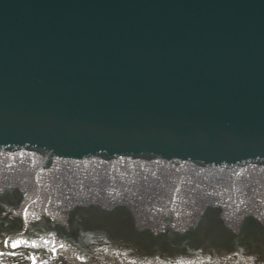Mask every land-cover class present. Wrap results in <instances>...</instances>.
<instances>
[{
    "label": "water",
    "instance_id": "95a60500",
    "mask_svg": "<svg viewBox=\"0 0 264 264\" xmlns=\"http://www.w3.org/2000/svg\"><path fill=\"white\" fill-rule=\"evenodd\" d=\"M0 260L264 264V0H0Z\"/></svg>",
    "mask_w": 264,
    "mask_h": 264
},
{
    "label": "rangeland",
    "instance_id": "374dc122",
    "mask_svg": "<svg viewBox=\"0 0 264 264\" xmlns=\"http://www.w3.org/2000/svg\"><path fill=\"white\" fill-rule=\"evenodd\" d=\"M0 264H21V263H16V262H10V261H5V260H0Z\"/></svg>",
    "mask_w": 264,
    "mask_h": 264
},
{
    "label": "snow or ice",
    "instance_id": "6c2138e0",
    "mask_svg": "<svg viewBox=\"0 0 264 264\" xmlns=\"http://www.w3.org/2000/svg\"><path fill=\"white\" fill-rule=\"evenodd\" d=\"M21 242H16V243H13L12 244V247H17V246H19V244H20ZM24 243H26V242H24ZM33 247H35V245H32Z\"/></svg>",
    "mask_w": 264,
    "mask_h": 264
}]
</instances>
